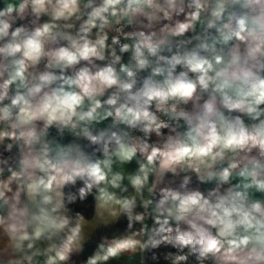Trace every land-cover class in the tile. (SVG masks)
Segmentation results:
<instances>
[{
  "label": "clouds",
  "instance_id": "9594fccd",
  "mask_svg": "<svg viewBox=\"0 0 264 264\" xmlns=\"http://www.w3.org/2000/svg\"><path fill=\"white\" fill-rule=\"evenodd\" d=\"M0 264H264V0H0Z\"/></svg>",
  "mask_w": 264,
  "mask_h": 264
}]
</instances>
